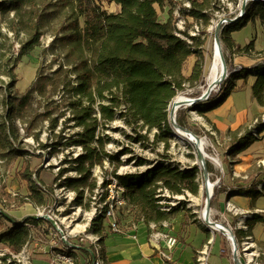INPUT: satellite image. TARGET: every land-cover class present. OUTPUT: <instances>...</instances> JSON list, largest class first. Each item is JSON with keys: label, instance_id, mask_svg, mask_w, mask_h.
<instances>
[{"label": "rangeland", "instance_id": "1", "mask_svg": "<svg viewBox=\"0 0 264 264\" xmlns=\"http://www.w3.org/2000/svg\"><path fill=\"white\" fill-rule=\"evenodd\" d=\"M166 1L165 9L158 8L160 18L164 21L168 19V12L171 9L168 0ZM171 1L175 3V7L187 3L185 0ZM214 5L212 15H214L213 19L217 24L221 19L237 18L241 13L242 0H215ZM105 10L113 13L118 8L115 5H105ZM82 23L83 21L80 20V24ZM77 24H79V17L76 13L75 0H25L18 10L0 12V100L2 101L0 105V141H2L0 143V208L3 209L6 216L19 222L30 217L44 220L40 223L38 230L33 231V238L29 240L28 251L32 264H50L52 257L45 251L50 250L54 242L60 240L59 235L51 233L50 226H53V223L45 218L46 215L54 221L58 219L62 229L66 231L64 227H67L68 232L72 227L77 226L81 229L87 224L88 227L90 225V228L87 227V229L92 230L94 224V222L88 221L89 214L92 212L91 200H89L91 193L86 192L83 204L78 202L75 204V201L73 203L67 199L55 186V183L59 184L57 183L59 174L69 166L65 160L74 159L82 153L81 146L71 143L82 130L73 123L72 104L78 99L75 91L78 85V68L83 59L89 57V52L83 49L77 40H74L76 39ZM196 26L192 20L187 22V31L189 30L190 35L191 33L195 36L198 34L195 30ZM197 28L201 31L203 29L200 26ZM215 31L216 27L209 29V37L202 36L199 41H202L203 44L195 47L199 52L201 47H203L202 51H205V77L194 85L189 82L185 84V89L180 91L169 104V114L173 102L178 96L196 98L207 90L211 63L208 51L210 50L212 57L211 46L214 43ZM37 36L40 39L39 44L31 47L29 42ZM232 38L241 48L256 41L255 58L260 60V63L264 62V27L261 23L250 22L234 32ZM221 44L227 62L228 76L235 68L245 67L239 58L241 55L228 51L222 41ZM198 60H200L198 54L189 60L184 70L186 76L191 74L192 67ZM253 80H255L254 76L251 77L248 84ZM220 88L221 85L214 92L218 93ZM251 91L252 88L247 93L249 94ZM247 93L242 92V95ZM26 96L27 98H25ZM82 103L88 105L84 99ZM104 103L108 104V101L106 100ZM120 105L115 120L109 123L100 119L98 104L95 103L93 106L92 114L97 116L99 122L96 135L105 139L106 152L110 156H117L120 161L118 164L115 163V167L107 158L103 164L95 167H100V171L109 176L114 173V170H116L115 174L120 172L121 175L143 173L157 162L178 167L182 171L197 166L200 181L199 193L197 195L190 193L185 196L183 208L178 211L196 212L193 216L198 217V221L204 228H209L202 217L206 205V190L195 146L180 139L172 126V132L167 134V146L162 141H156L154 137L156 131L149 132L146 128H141L142 123L133 124L132 118L128 117L127 120L123 118L120 109L125 110L126 106L123 103ZM259 106L256 102L255 111L259 110ZM192 107H181L176 112V123L184 126L197 137L205 139L207 155L218 158L221 162V165H217L210 159L206 160L207 167L209 165L211 168L210 181L214 185L221 183L222 189L218 197L213 199L214 194L212 197V220L232 228L238 244L245 236L244 232L239 231L238 225L240 221H244L248 227L247 234L251 235L258 248L263 250L264 213L256 214L255 211H264V159L258 163L259 166H256L250 177L248 176L245 180L234 177V173H230V165L237 164H235V160H231L227 156V149L232 143L234 135L225 137L219 135L214 128L212 129L206 124L203 115L192 110ZM262 112L264 110L260 111L254 120L248 123L244 132L253 125ZM134 128H137V133L133 131ZM140 136L145 138H141L139 142ZM63 138H65L64 141ZM134 138L138 140L136 141ZM254 144L256 145L252 147V150L256 151L264 145V141L257 140ZM19 153L20 155L17 156ZM25 159L31 161V167L39 168L40 181L49 190L52 189L53 197L46 196V206H36L31 203L23 206L15 204L16 199L21 202L29 194L28 184L16 174L17 167ZM140 161H144L143 164H140ZM236 161L242 160L236 158ZM250 172L248 171V173ZM256 174L258 177L255 176ZM93 179L97 186L98 178L93 176ZM249 184L253 191H262L263 196L255 199V197L238 194L229 198L230 193L244 191L240 189L249 187ZM7 195H10L11 198H8ZM228 200H232L231 203L237 208L250 211L249 216H233L226 207ZM254 207L258 209L253 210ZM120 218L123 225L136 223L129 209H122ZM221 237L224 239L222 243ZM225 237V235L223 237L221 233H217V243L211 251L219 258L222 250H226L227 253L220 259L228 261L227 256L229 250L231 251V242ZM79 252L76 251V253ZM15 254L16 252L10 247L0 244V264H18L17 261L14 262L13 255ZM40 257L44 259H39ZM214 259L217 258L212 256L211 263ZM259 261L260 264H264L263 254Z\"/></svg>", "mask_w": 264, "mask_h": 264}, {"label": "trees", "instance_id": "2", "mask_svg": "<svg viewBox=\"0 0 264 264\" xmlns=\"http://www.w3.org/2000/svg\"><path fill=\"white\" fill-rule=\"evenodd\" d=\"M24 1L0 0V12L18 10ZM185 1L190 3V7H183L184 3L182 5L179 3L181 16L187 22L192 20L193 24L203 29L202 31L198 29L196 36L185 32L183 34L186 39H183L177 35L174 13L177 7L171 0H168L171 9L166 21L160 18L158 11V8L165 9L166 0H75L79 24L76 25L74 40L89 52V57L83 59L78 68V85L75 88L78 99L72 104L73 123L82 130L71 143L81 146L82 153L74 159L65 160L69 166L63 169L57 179L70 172L78 175V177H67L60 184L76 192L75 204L77 202L83 204L86 191L90 193L96 188L92 176L95 166L103 164L107 158L114 166L120 163L117 156H110L106 152L105 139L96 135L99 122L97 116L92 114L95 103L98 104L100 119L106 123L115 120L117 109L121 107L120 103H123L126 106L125 110L120 109L123 118L127 120L130 117L133 124L142 123L141 128H146L149 132L156 131L154 133L156 141H162L167 146V134L172 132L168 113L169 104L180 91L185 89L187 82L194 85L205 77V51H202L203 47H201L199 52L195 47L203 44L199 41L202 36L209 37L208 31L214 23L212 9L215 0ZM105 5H115L119 10L109 13L105 10ZM80 20L83 21L82 24ZM257 21L264 25V1H250L242 18L235 23L225 25L222 29L221 41L226 49L239 55L253 51L254 41L241 48L235 43L232 34L250 22ZM39 40L38 36L34 37L29 45L37 46ZM208 53L211 58L210 50ZM197 54L200 60L195 62L191 74L186 76L185 67ZM251 76L256 78L252 86L253 97L264 108V62H262L253 67H242L240 70L235 68L221 84L218 93L213 92L207 101L197 103L191 109L201 115L216 109L233 92L237 81ZM83 99L88 105L82 103ZM106 100L108 104L104 103ZM133 131L138 132L137 128ZM263 131L264 126L259 133ZM141 138L145 137L140 136L139 140L136 138L134 140L140 142ZM257 140L261 138L252 135L249 131L240 137H234L227 149V156L235 160V164H239L241 161H236V158ZM19 155L20 153L17 154ZM143 162L140 161V164ZM31 166V161L25 159L17 167L16 174L28 184L29 194L21 202L16 199V206L28 203L46 206V196L53 197L52 189L49 190L40 181L39 168ZM210 169L208 165L209 172ZM115 172L116 170L113 174ZM117 178L125 189L127 205L124 208L129 209L136 222L143 221L147 226L164 222L170 214L183 208L184 204L180 201L179 207L167 213L162 210L161 201H170L174 197L187 196L190 193L197 195L200 190L197 166L182 171L178 167L157 162L146 172L121 175ZM220 184L215 187L213 199L222 192ZM244 189L246 191L230 193L229 198L238 194L255 199L263 196L262 191H253L251 185ZM165 193L169 194L170 198L164 197ZM7 197L11 198L10 195ZM188 212L186 220L192 217ZM43 221L30 217L19 222L0 212V244L10 247L16 253L21 252L33 231H37ZM92 230L96 233H104L103 221L101 219L94 221ZM104 238L105 235L102 243ZM103 251L104 255V248ZM104 260L105 264H110L105 256Z\"/></svg>", "mask_w": 264, "mask_h": 264}, {"label": "built area", "instance_id": "3", "mask_svg": "<svg viewBox=\"0 0 264 264\" xmlns=\"http://www.w3.org/2000/svg\"><path fill=\"white\" fill-rule=\"evenodd\" d=\"M182 6L189 8L190 3H184ZM174 13L176 17L175 25L178 31L177 35L183 39H186L183 33L189 32V30L187 31V21L183 16H181L179 6H177ZM217 24H215L214 22L210 27V30L214 29ZM195 30L198 31L197 26L195 27ZM191 35L195 36V34L193 33H191ZM241 68L242 67H239L238 70H240ZM263 126L264 112H262V115L255 120L253 125L250 126L247 131L251 132L252 135L256 137H259V130ZM92 173L94 177L98 178V181L96 188L93 190V192H90L92 194L89 196V200H91L90 205L92 207V212L89 214L90 216L88 221L91 223L96 221L97 219H101L103 221L104 233L100 234L94 232L93 230H88V224L81 229L77 226L72 227L69 232L67 230L68 228L63 226L66 230L64 231L62 229V226H60L58 219L54 221L50 217L53 220L52 223L54 226L51 227V233L54 232L56 235L60 236V240L58 242H54V245L52 248H50V250L45 251L46 254L52 257L51 264H77L78 258L76 257V251L80 250H85L86 252L91 254L92 259L90 264H105L103 255L104 247L102 243L104 234L107 233L122 235L129 233L130 231L132 232L133 228L127 227L120 222V211L127 205V200L124 196L125 189L117 178L118 176H121V173L117 172L116 174L107 176L102 171H100V167H95ZM68 175H71L69 177H78L75 172L67 173L59 180H57V183L59 184L55 183V186L58 191L62 192V194L67 197V199L73 201L74 203L77 196L76 192L71 191L64 186H60V184H62V182L68 177ZM34 179H36V176H34ZM188 195L189 194H187V196ZM163 196L170 198L169 194L167 193H165ZM183 199H185V196L174 197L168 202L165 200L161 201L160 204L163 207L162 210L165 212H170L172 209L179 207V205H181L179 203L180 201H183ZM230 201L231 200L227 201L226 207L227 210L233 214V216L241 217L247 216L249 214L250 211H243L242 209L237 208ZM0 212H3V209L0 208ZM255 212L256 214L264 213V211L261 210H256ZM207 226L209 228L206 227V229L211 232V236L206 241V243L196 251V264H209L211 250L214 245V231L216 230L209 225ZM88 228H90V225ZM151 229L152 233L149 238L151 243L156 245V247L158 248V253L163 261L171 263L172 261H174L173 254L179 244L177 235L172 234L170 231H159L157 225L155 224H151ZM238 229L239 231L241 230L245 233V236L242 238V242L239 243L238 249L242 264H260L259 259L261 258L263 252L259 251V248L252 236L247 234L248 227L246 224H244V221H240ZM31 238L33 237L31 236ZM29 245L30 242L28 241L21 252L13 255V258L15 259L14 262L17 261L18 264H32V259L28 251ZM233 250L234 246L233 244H231L232 254Z\"/></svg>", "mask_w": 264, "mask_h": 264}, {"label": "crops", "instance_id": "4", "mask_svg": "<svg viewBox=\"0 0 264 264\" xmlns=\"http://www.w3.org/2000/svg\"><path fill=\"white\" fill-rule=\"evenodd\" d=\"M117 8L119 10V7ZM257 23H260V21H257ZM255 47L256 41H254L253 51L241 54V57H239L241 58L240 60H242L241 63L246 68L253 67L260 63V60L258 61L255 58V52H257ZM251 77L237 81L236 88L230 96H228L219 107L203 115L206 124L211 126L212 129L214 128L219 135L223 137L227 135L240 137L245 133L243 130H245L248 123L252 122L260 111H263L261 106L258 107L259 110L255 111L256 99L253 97L252 91L249 94L247 93L256 81L255 78V80L248 84ZM242 92H246L247 94L242 95ZM259 138H261L259 141H264V131L260 134ZM254 145L256 144H253L248 150L237 157L242 160L239 164L230 165V173H234V177H237V179L240 178V180H245L248 176L250 177L256 166H259L258 163L264 159V145L256 151L252 150ZM248 171L251 172L248 173ZM255 176H257V174ZM244 188L247 187L242 188L246 191ZM256 209L258 208L254 207L253 210ZM186 213L187 212L181 211L175 212L174 214H170V217L164 222L156 224L159 231H170L172 234L179 237V244L173 254L174 261L171 263L163 261L158 253V248L156 245L152 244L149 239L152 233L151 225L147 226L143 221L125 225L133 228L132 232L130 231L129 233L122 235L104 234L103 247L105 249L104 256L107 262L110 264H196V251L210 238L211 232L204 228L200 221H198L197 216L186 220ZM188 213L190 216H193L196 212L189 211ZM217 233L220 232L217 230L214 231L213 247L217 243ZM221 235L224 237L222 233ZM225 239L227 238L225 237ZM222 241H224L223 238L221 239V243ZM263 250L259 247V251ZM226 253V250H222L221 256L218 258L213 255L211 251L209 264H235L232 251L230 250L227 256L228 261L220 259L224 257ZM262 254L264 255V251ZM212 256L217 259H214L211 263ZM76 257L78 258L77 264L91 263V254L85 250H80L79 253H76ZM39 259L44 258L40 257Z\"/></svg>", "mask_w": 264, "mask_h": 264}, {"label": "water", "instance_id": "5", "mask_svg": "<svg viewBox=\"0 0 264 264\" xmlns=\"http://www.w3.org/2000/svg\"><path fill=\"white\" fill-rule=\"evenodd\" d=\"M250 1H264V0H242V7H241L240 15H238L237 18L235 17L233 19H221L216 26V31L214 32L215 33L214 43H215V45H218L219 47H221L220 53H221L222 61L224 64V70H223V73L221 75V78L218 81H214L212 84L208 85L207 90L201 96L196 97V98H186V100L184 102L180 103L178 106H180V107H183V106L184 107H187V106L192 107L197 103L207 101L210 98V96L212 95V93L216 90V88H218L228 78V75H227L228 74V67H227V62L225 61L226 59H225V56L223 53V49H222L223 46L221 44L220 35L222 33V29L225 27L226 24L235 23L236 21H238L240 18L243 17V15L246 12V8H247ZM176 107H177V102L174 101L173 107H172L170 114H169L171 126L175 130H182V131H185V133H188L190 135H194L190 130H188L185 127H182L176 123ZM196 138H198V137L196 136ZM194 146H195L196 152L198 154V160H199L200 165H201V167H199V168L202 169V171H203V179L205 182L204 185H205V187H207L210 184V173L208 171V167H207V163H206V157L198 148L199 146H197V143H195ZM216 185H217V183H215L214 188ZM214 188H213L212 194H210L206 190V202H205L206 205H205V210H204V214L202 217L204 219V222L207 225H209L213 229L221 232L223 235H225L232 242L231 244H233V246H234V250H233L234 263L235 264H242V261L239 257V253H238L239 244L236 241V237L234 235L233 230H231L230 227H227L223 224H220V223L212 220V217H211V211H212L211 201H212V197L214 194ZM45 218H47L53 222V220L49 216L46 215ZM220 225H222L221 228H220ZM224 229H228L229 233H227Z\"/></svg>", "mask_w": 264, "mask_h": 264}, {"label": "bare ground", "instance_id": "6", "mask_svg": "<svg viewBox=\"0 0 264 264\" xmlns=\"http://www.w3.org/2000/svg\"><path fill=\"white\" fill-rule=\"evenodd\" d=\"M211 53H212V57H211V63H210V68H209V85L212 84L214 81H218L221 78V75L223 73L224 70V64L222 61V56L220 53V49L221 47H219L218 45H215V43H213V45L211 46ZM186 96H178L176 98V102H177V107H176V112L181 108L180 106H178L180 103L184 102L186 100ZM176 135L182 139V140H186L188 142H190L192 145H194L195 143H197V146H199L198 148L200 149V151L204 154V156L207 159H210L212 162H214L217 165H221V162L218 160V158H213L209 155H207L206 151H205V146L207 145V142L205 139L202 138H196V135H190L188 133H185V131L182 130H176ZM214 185L213 183L210 181V184L205 187L204 189L207 190L210 194H212ZM204 214V210L202 212V216ZM222 227V225H220V228ZM227 233H229L228 229H224Z\"/></svg>", "mask_w": 264, "mask_h": 264}]
</instances>
